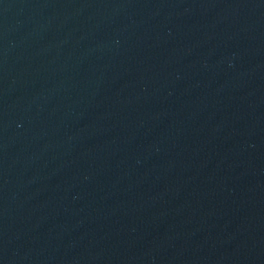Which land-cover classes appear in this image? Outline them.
I'll use <instances>...</instances> for the list:
<instances>
[{
  "label": "water",
  "instance_id": "obj_1",
  "mask_svg": "<svg viewBox=\"0 0 264 264\" xmlns=\"http://www.w3.org/2000/svg\"><path fill=\"white\" fill-rule=\"evenodd\" d=\"M0 264H264V0H0Z\"/></svg>",
  "mask_w": 264,
  "mask_h": 264
}]
</instances>
